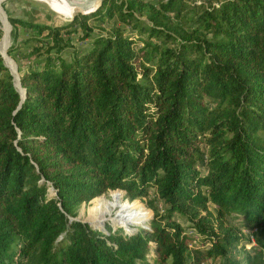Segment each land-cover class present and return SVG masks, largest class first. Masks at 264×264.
Segmentation results:
<instances>
[{
	"label": "trees",
	"instance_id": "1",
	"mask_svg": "<svg viewBox=\"0 0 264 264\" xmlns=\"http://www.w3.org/2000/svg\"><path fill=\"white\" fill-rule=\"evenodd\" d=\"M9 20L12 36L47 30L34 38L48 53L22 70V100L0 56V264H264V0H101L60 26ZM76 20L90 46L53 56ZM115 188L167 208L132 231L75 218Z\"/></svg>",
	"mask_w": 264,
	"mask_h": 264
},
{
	"label": "rangeland",
	"instance_id": "2",
	"mask_svg": "<svg viewBox=\"0 0 264 264\" xmlns=\"http://www.w3.org/2000/svg\"><path fill=\"white\" fill-rule=\"evenodd\" d=\"M1 3L0 56L4 64L7 65L13 73L16 86L21 90L19 79L22 70H24L30 62L39 60V58L43 59L48 53L46 51L47 44L39 41L37 37L34 38L36 35L38 37L46 36L47 30L44 29L41 32H37L35 28L16 23L17 36H12L11 30L14 25L10 22L9 16L42 24L60 26L70 23L79 11H77L74 16L66 19L62 13L55 10L44 0H2ZM86 21L93 26L94 31L99 32H104L105 29L107 30L111 25L110 20L93 16L86 18ZM68 28L71 29L69 32H65V29L61 30V36L66 39L69 38L70 45L59 51H56V47H53L50 49V53L53 56L60 54L65 58H70L75 49L81 50L90 46L92 37L83 34L81 25L77 20ZM48 40L51 39L48 38ZM37 46H39V49H34ZM48 191L49 195H54L52 185L48 186ZM94 198L87 202H82L79 205L75 218L89 222L92 225H94L93 223H97L100 228L106 231L112 228V226L117 227L119 225L123 226L127 231L136 230L135 227L138 224H146L152 217L154 213V209L152 208L153 205L155 209L160 212H164L167 208V205L153 193L152 189L147 195L137 196L133 199H129L128 196L125 195V190L120 188L109 189L96 196L95 199ZM173 216L178 218L176 214ZM179 221L185 226V230L188 234L195 237V240L192 242L199 244L202 235L193 227L189 226V223L184 219L179 218ZM240 222L241 221L237 219V217L232 220V223L242 226ZM243 230L246 236L251 239V242H248L245 246L251 247L256 245L249 228L243 227ZM255 233L258 235L261 234L258 231ZM232 250L236 251L239 255L244 254V249L240 246ZM221 260L222 258L209 259L201 264H221Z\"/></svg>",
	"mask_w": 264,
	"mask_h": 264
},
{
	"label": "water",
	"instance_id": "3",
	"mask_svg": "<svg viewBox=\"0 0 264 264\" xmlns=\"http://www.w3.org/2000/svg\"><path fill=\"white\" fill-rule=\"evenodd\" d=\"M1 1L2 0H0V2ZM67 2L70 5H73L76 8H78L79 12L87 14V13H90L92 11H95L98 8V6L100 5L101 0H67ZM19 85H20V88H21V90H19V91H20V97H21V100H22L24 98L25 90L21 86L20 83H19ZM142 225H145V224H142Z\"/></svg>",
	"mask_w": 264,
	"mask_h": 264
},
{
	"label": "bare ground",
	"instance_id": "4",
	"mask_svg": "<svg viewBox=\"0 0 264 264\" xmlns=\"http://www.w3.org/2000/svg\"><path fill=\"white\" fill-rule=\"evenodd\" d=\"M44 1H46L55 10H57L60 13H62L64 15V18H66V19L72 17L78 11V8H76L73 5H70L67 2V0H44ZM93 224L95 226L100 227L97 223H93Z\"/></svg>",
	"mask_w": 264,
	"mask_h": 264
}]
</instances>
